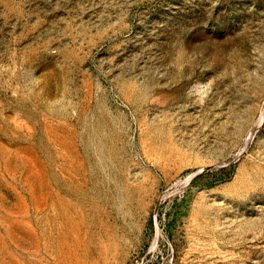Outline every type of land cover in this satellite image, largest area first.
<instances>
[{
	"label": "rangeland",
	"instance_id": "obj_1",
	"mask_svg": "<svg viewBox=\"0 0 264 264\" xmlns=\"http://www.w3.org/2000/svg\"><path fill=\"white\" fill-rule=\"evenodd\" d=\"M0 264H264V0H0Z\"/></svg>",
	"mask_w": 264,
	"mask_h": 264
}]
</instances>
